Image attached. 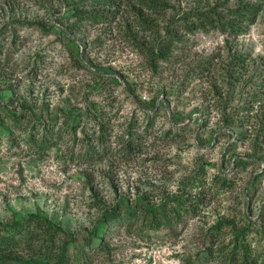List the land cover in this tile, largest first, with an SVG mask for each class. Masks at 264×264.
Masks as SVG:
<instances>
[{
    "label": "rangeland",
    "instance_id": "374dc122",
    "mask_svg": "<svg viewBox=\"0 0 264 264\" xmlns=\"http://www.w3.org/2000/svg\"><path fill=\"white\" fill-rule=\"evenodd\" d=\"M36 216L68 264H264V0H0V226Z\"/></svg>",
    "mask_w": 264,
    "mask_h": 264
},
{
    "label": "trees",
    "instance_id": "16d2710c",
    "mask_svg": "<svg viewBox=\"0 0 264 264\" xmlns=\"http://www.w3.org/2000/svg\"><path fill=\"white\" fill-rule=\"evenodd\" d=\"M109 1V0H107ZM111 3V2H110ZM232 15L238 17L241 21H252L251 18H247L245 15H240L235 10L232 11ZM104 20L105 18H101ZM205 20L212 24L215 23L219 25L223 30H228L231 34L239 35L243 33V29H241V25L243 24H234L231 23L232 21H226L225 18L221 14H217L216 16H208ZM212 21V22H211ZM245 27V26H243ZM170 46L166 43H162L158 49L152 50L150 53V61L153 62L154 60H161V61H168L169 60V51ZM154 108V107H153ZM97 121V119H96ZM95 121V122H96ZM97 126H93V131H86L84 134H88V136H84L88 143L92 146L89 147L87 151L84 153L85 156H94L99 153V149L94 148V144H91V138L97 140V145L100 146L99 148L106 149L107 146V133L105 131V125L103 122L98 123L96 122ZM100 124V126H99ZM82 127L80 121L72 122L71 128L73 132H77L78 129ZM4 128L8 131H11L9 126H4ZM60 133V132H59ZM49 135V136H48ZM55 133L52 132L51 129H47L43 132L41 138H37L35 134H32V140L38 147H46L47 142H52V137H56ZM97 146V148H98ZM92 148V149H91ZM147 205V212L151 214L154 218L161 216L162 207L156 206L154 204H146ZM115 212V210H113ZM128 212L130 216L137 213L136 207L128 206ZM107 215H112V213H108ZM36 220L33 221H16L13 223L5 224L4 226H0V264H32L33 260H25L23 258H17L13 256L15 252H17L20 248L22 242L27 244V248L29 251H33L35 253H42L43 255H47L46 257L50 258L51 260H55L53 264H68V249L71 244V241H65V245L59 246L57 251L53 250L50 247V243L56 242L57 234L62 232V228L55 223L51 222L46 217L36 216ZM117 217V216H116ZM115 217H110L113 220ZM34 222L33 229L30 227L32 226L31 223ZM37 228V229H36ZM96 229H99L100 232L105 231L106 229V220L101 221L98 223ZM40 236L43 239H40ZM88 246L92 248L96 247L97 245H102L101 237H97L94 233L91 234V238L86 241ZM75 259H79L85 257L83 250L80 248L74 252ZM244 255H248L245 253ZM248 257L246 256L245 259ZM239 260L238 252H234L232 254V264H251L249 260ZM37 262V260H35ZM38 263L42 264H51L49 261H41Z\"/></svg>",
    "mask_w": 264,
    "mask_h": 264
}]
</instances>
